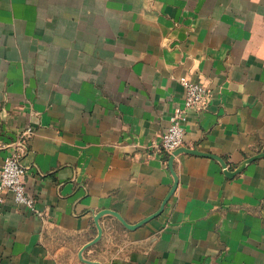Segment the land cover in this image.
Returning <instances> with one entry per match:
<instances>
[{
  "label": "crops",
  "instance_id": "1",
  "mask_svg": "<svg viewBox=\"0 0 264 264\" xmlns=\"http://www.w3.org/2000/svg\"><path fill=\"white\" fill-rule=\"evenodd\" d=\"M27 128L0 264H264V0H0V171Z\"/></svg>",
  "mask_w": 264,
  "mask_h": 264
},
{
  "label": "built area",
  "instance_id": "2",
  "mask_svg": "<svg viewBox=\"0 0 264 264\" xmlns=\"http://www.w3.org/2000/svg\"><path fill=\"white\" fill-rule=\"evenodd\" d=\"M181 82L185 87V105L178 106L171 115L169 127L162 135L160 143L161 152L169 157L184 144L185 124L188 122L190 112L206 111L213 97L212 91L203 83L194 82L186 77H182ZM33 133V128H27L15 143L12 152L4 159L0 171V202L10 195L17 203L25 204L35 212L41 213L37 208L36 199L27 190L25 180L27 167L22 162L29 151Z\"/></svg>",
  "mask_w": 264,
  "mask_h": 264
},
{
  "label": "water",
  "instance_id": "3",
  "mask_svg": "<svg viewBox=\"0 0 264 264\" xmlns=\"http://www.w3.org/2000/svg\"><path fill=\"white\" fill-rule=\"evenodd\" d=\"M182 149H183V148L181 147V148L177 149V150L174 152V154H173V155L171 156V158H170V165L173 164V160H174L175 154H177V152H179V151L182 150ZM211 156H212V155H211ZM221 160H222L224 166L226 167V166H227L226 162H225L223 159H221Z\"/></svg>",
  "mask_w": 264,
  "mask_h": 264
},
{
  "label": "rangeland",
  "instance_id": "4",
  "mask_svg": "<svg viewBox=\"0 0 264 264\" xmlns=\"http://www.w3.org/2000/svg\"><path fill=\"white\" fill-rule=\"evenodd\" d=\"M81 258H82V260H83L84 262H86V263H89V262H90L89 259H85L83 256H81Z\"/></svg>",
  "mask_w": 264,
  "mask_h": 264
}]
</instances>
